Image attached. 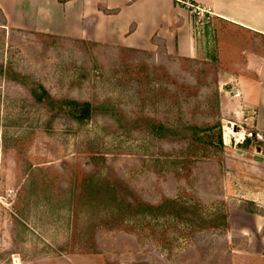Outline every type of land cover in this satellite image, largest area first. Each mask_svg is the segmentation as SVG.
Returning <instances> with one entry per match:
<instances>
[{
  "label": "rangeland",
  "instance_id": "rangeland-1",
  "mask_svg": "<svg viewBox=\"0 0 264 264\" xmlns=\"http://www.w3.org/2000/svg\"><path fill=\"white\" fill-rule=\"evenodd\" d=\"M182 4L208 26L209 13ZM212 21L216 31L208 40L201 28L188 58L161 42L137 49L0 21V62L56 97L110 109L84 123L56 118L0 76V264H264L260 249L247 252L243 211L251 189L264 193V158L223 138L222 148L125 132L111 113L223 137L226 102L240 101L226 79L251 76L246 61L259 49L249 31Z\"/></svg>",
  "mask_w": 264,
  "mask_h": 264
},
{
  "label": "crops",
  "instance_id": "crops-1",
  "mask_svg": "<svg viewBox=\"0 0 264 264\" xmlns=\"http://www.w3.org/2000/svg\"><path fill=\"white\" fill-rule=\"evenodd\" d=\"M189 1L208 10L210 17L207 20L210 22L206 28L193 20L181 0H0V21L16 29L137 49L155 48L161 42L168 54L185 58L192 57L194 49H200L198 34L202 33L201 28L209 34L208 40L212 37L216 31H213L216 29L213 27L214 18L222 20L223 25L247 30L252 34L254 48L259 49L251 50L256 52H251L246 61L247 70L253 73L248 76L240 72L227 77L226 82L241 92L234 98H239L242 104L228 101L225 111L230 115L227 119L242 125L246 126L244 122L249 123L250 120L252 124L251 127L246 126L247 129L264 136V0ZM246 90L250 93L248 97L245 96ZM259 142L260 145L242 146L239 150L246 151L250 157L264 158V139ZM250 161L259 164L252 158ZM254 167L257 168L256 165ZM260 170L264 176V163ZM246 199L250 206L243 211L251 234L247 252L260 249L264 254V210L261 209L264 193L251 189ZM258 217L261 221L257 220ZM256 235L258 243L254 247Z\"/></svg>",
  "mask_w": 264,
  "mask_h": 264
},
{
  "label": "trees",
  "instance_id": "trees-1",
  "mask_svg": "<svg viewBox=\"0 0 264 264\" xmlns=\"http://www.w3.org/2000/svg\"><path fill=\"white\" fill-rule=\"evenodd\" d=\"M0 76L7 77L11 81L27 88L29 95L35 103L47 109L56 118H67L70 121L84 123L98 114H105L110 109L104 105H95L92 101L77 98H59L54 96L46 85L33 78L31 75L17 73L10 66L0 62ZM115 122L120 127H125V132L146 127L158 139L171 141H190L196 144H212L217 141L220 147H225L222 142L221 130L216 133L203 135L204 128L197 124H186L181 126L165 125L155 118L142 117L141 120L129 119L119 111H112ZM252 138H247L242 144L244 147L250 145ZM89 190V189H88Z\"/></svg>",
  "mask_w": 264,
  "mask_h": 264
},
{
  "label": "built area",
  "instance_id": "built-area-1",
  "mask_svg": "<svg viewBox=\"0 0 264 264\" xmlns=\"http://www.w3.org/2000/svg\"><path fill=\"white\" fill-rule=\"evenodd\" d=\"M182 3H184V6L190 9V11L196 15H204V13H208V10L206 8L192 1L185 0L182 1ZM230 94L233 97H239L241 92L239 90L235 92L231 90ZM223 127V142L228 145L232 144L236 146L238 144H243L247 138H252L254 141L258 142L264 139L262 133L248 131L244 128L243 125H240V123L231 121L229 119L228 121H226Z\"/></svg>",
  "mask_w": 264,
  "mask_h": 264
}]
</instances>
